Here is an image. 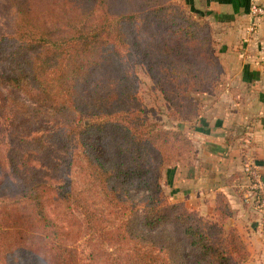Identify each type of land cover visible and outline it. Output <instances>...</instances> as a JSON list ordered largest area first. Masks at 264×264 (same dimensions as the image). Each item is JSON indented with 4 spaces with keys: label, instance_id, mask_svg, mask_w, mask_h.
Listing matches in <instances>:
<instances>
[{
    "label": "trees",
    "instance_id": "1",
    "mask_svg": "<svg viewBox=\"0 0 264 264\" xmlns=\"http://www.w3.org/2000/svg\"><path fill=\"white\" fill-rule=\"evenodd\" d=\"M0 264H252L227 198L171 202L192 139L147 113L146 66L174 119L220 67L177 0H0Z\"/></svg>",
    "mask_w": 264,
    "mask_h": 264
},
{
    "label": "crops",
    "instance_id": "2",
    "mask_svg": "<svg viewBox=\"0 0 264 264\" xmlns=\"http://www.w3.org/2000/svg\"><path fill=\"white\" fill-rule=\"evenodd\" d=\"M187 9L211 26L220 80L214 92L195 97L197 114L182 120L194 145L193 164L174 169L172 198L211 215L216 194L225 195L250 263L264 264V212L242 202L235 181L243 157L264 184V0H186ZM177 197V198H176Z\"/></svg>",
    "mask_w": 264,
    "mask_h": 264
},
{
    "label": "rangeland",
    "instance_id": "3",
    "mask_svg": "<svg viewBox=\"0 0 264 264\" xmlns=\"http://www.w3.org/2000/svg\"><path fill=\"white\" fill-rule=\"evenodd\" d=\"M180 3L184 4L187 8L186 0H177ZM3 17H0V31H4V26L6 24L3 23ZM138 77H139V94L140 97L145 105L147 113L153 112V115L159 120L162 121L163 127L166 129H179L181 131H184V133L190 137L188 132L185 130L184 125H182V120H190L193 117V109L190 108L188 113V118H180V119H174V117L170 116V111L168 107L166 106L165 101L162 98V95L160 93V90L158 86L154 83V80L152 79L149 71L147 70L146 66L140 64L136 68ZM193 99L196 97V95L192 96ZM192 139V138H191ZM193 154H194V145L192 142V158L191 162L188 165L185 164H179V165H173V166H164L162 169V172L160 174V184L163 188L164 193L168 196L169 200L171 202H181L186 206L187 208L191 209L188 205H186L183 201L175 200L172 196V175H174V169H181L190 167L193 164ZM181 167V168H178ZM177 198V197H176ZM198 213V212H197ZM200 214V213H198ZM202 215V214H201ZM207 216V215H205Z\"/></svg>",
    "mask_w": 264,
    "mask_h": 264
},
{
    "label": "built area",
    "instance_id": "4",
    "mask_svg": "<svg viewBox=\"0 0 264 264\" xmlns=\"http://www.w3.org/2000/svg\"><path fill=\"white\" fill-rule=\"evenodd\" d=\"M252 15H263L264 8L253 4L250 7ZM241 177L235 181L241 200L245 204L256 205L264 212V184L261 181L256 165L251 159L243 157Z\"/></svg>",
    "mask_w": 264,
    "mask_h": 264
}]
</instances>
